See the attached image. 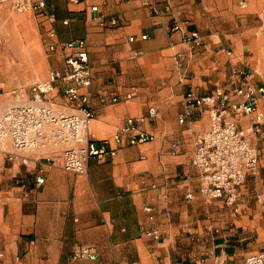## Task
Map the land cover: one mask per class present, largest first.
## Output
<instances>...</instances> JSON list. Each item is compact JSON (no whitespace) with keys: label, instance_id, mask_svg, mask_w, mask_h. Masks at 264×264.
<instances>
[{"label":"crops","instance_id":"1","mask_svg":"<svg viewBox=\"0 0 264 264\" xmlns=\"http://www.w3.org/2000/svg\"><path fill=\"white\" fill-rule=\"evenodd\" d=\"M44 1L45 15L28 12L41 41L47 40L48 27L57 40L85 41L92 82L80 90L93 110L90 136L111 137L133 117L153 138L130 144L124 135L113 156L89 158L85 174L51 164L50 148L30 152L27 163L0 152V264H235L264 249V205L255 200L264 189V123L251 131L242 119L258 161L240 187L235 211L197 188L193 140L208 128V114L194 107L180 121L188 108L186 93L205 95L226 83L228 49L248 67L250 80L264 85V24L242 22L244 16L237 15L242 0H154L160 8L169 4L172 15L153 13L141 0ZM14 12L0 3V78L33 69L39 61L35 55L32 64L33 47L18 34L24 27L13 29ZM173 21L178 29H172ZM188 31L202 37L199 47L183 41ZM18 49L24 51L22 60ZM68 53L48 52L50 74L64 67ZM176 53L185 57L182 67ZM59 82L55 79V88ZM132 86L137 94L125 98ZM99 89L118 101L101 103ZM55 97L62 101V93ZM259 105L264 110V97ZM149 106L156 116L141 119ZM37 176L43 177L41 184ZM154 230L157 237L147 233ZM76 244L92 246L96 257H71Z\"/></svg>","mask_w":264,"mask_h":264},{"label":"built area","instance_id":"2","mask_svg":"<svg viewBox=\"0 0 264 264\" xmlns=\"http://www.w3.org/2000/svg\"><path fill=\"white\" fill-rule=\"evenodd\" d=\"M0 3H6L20 13L46 14L44 0H0ZM141 3L153 13L164 11L172 15L169 4L160 8L154 0H141ZM240 5L244 6V3L240 2ZM91 9L96 10L97 6H92ZM47 19L52 21L53 17L48 16ZM178 28L179 22L173 21L172 29ZM46 37L47 52L56 49L69 50L64 58V67L52 71L48 79H35L29 84L25 97L16 95L15 101L7 109L0 111V152L8 159L19 155L23 163H27L30 152L50 148L53 154L47 160L51 164L57 161L58 166L65 172L85 174L88 159L113 156L124 135L130 144L153 138L152 133L135 125V118L127 117L115 135L94 140L88 132L93 110L87 104V94L80 90L89 87L92 82L85 41L57 40L51 27L46 29ZM133 38L131 36L129 40ZM141 38L146 39L148 35L142 34ZM183 41L190 48H195L202 44V37L197 31H188ZM226 53L229 63L226 83L216 85L205 95H196L191 91L186 93L185 102L188 108L180 121L194 107L208 114V128L197 134L193 140L191 163L198 169L197 188L205 197L220 199L236 211L240 187L246 174L255 170L258 161L257 151L247 137L242 119L248 120L251 131H256L264 123V110L259 105L260 99L264 97V85H257L250 80L249 70L239 66L232 50L228 49ZM184 59L182 53H176L175 62L178 67L183 66ZM55 79L60 80L57 88L54 85ZM58 93H62V101L55 100ZM136 94L137 87L132 86L125 98L134 97ZM97 97L101 103L118 101L117 96L107 94L101 89L97 90ZM156 113L155 107L149 106L146 115L140 118L155 117ZM38 158L39 156H35L34 160ZM43 180V177H36L38 184ZM186 197L190 198L191 193H187ZM255 200L264 205V189L255 194ZM143 209L149 213L148 217L151 219V207L145 205ZM147 233L158 236L157 230ZM71 257L93 259L96 252L90 245L76 244L71 250ZM235 264H264V249L246 255L242 262Z\"/></svg>","mask_w":264,"mask_h":264},{"label":"rangeland","instance_id":"3","mask_svg":"<svg viewBox=\"0 0 264 264\" xmlns=\"http://www.w3.org/2000/svg\"><path fill=\"white\" fill-rule=\"evenodd\" d=\"M241 2L246 3L247 5L240 7L239 2H237V15L240 17L244 16L242 22H244L245 25L261 26L264 24V18L261 17V15L264 16V0H242ZM248 3L251 4L248 6ZM13 15V29L22 25L24 27V32L18 34H21V37L23 35L22 39L24 38L25 44L28 42L27 47H33V49H31L33 54L29 53L32 57V64L35 65V55L39 58V61L33 69L29 68L27 70H20L19 72L9 71L7 74H4L8 77L0 78V111L7 109V107L15 101L16 95L25 97L26 93H28L27 88L29 84L35 79H48L50 76L47 67L48 52L46 50L45 42L41 41L40 37L31 25L33 23V19L29 17L28 12H14ZM24 35H26V37ZM3 49L4 47H0V52L3 51ZM10 57L14 59L16 58V55L14 53H10ZM239 66L249 70L245 64H239ZM0 77H2L1 72ZM6 101L7 103L9 102V104L3 106Z\"/></svg>","mask_w":264,"mask_h":264},{"label":"bare ground","instance_id":"4","mask_svg":"<svg viewBox=\"0 0 264 264\" xmlns=\"http://www.w3.org/2000/svg\"><path fill=\"white\" fill-rule=\"evenodd\" d=\"M18 52H21L20 53V59L22 60L23 59V55H24V51L23 50L21 51V49H18Z\"/></svg>","mask_w":264,"mask_h":264}]
</instances>
